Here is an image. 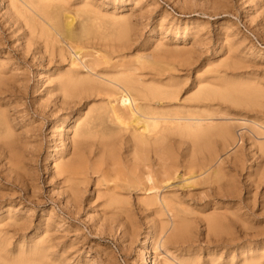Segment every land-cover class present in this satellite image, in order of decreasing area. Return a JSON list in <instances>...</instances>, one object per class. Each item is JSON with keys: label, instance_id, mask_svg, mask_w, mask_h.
<instances>
[{"label": "rangeland", "instance_id": "obj_1", "mask_svg": "<svg viewBox=\"0 0 264 264\" xmlns=\"http://www.w3.org/2000/svg\"><path fill=\"white\" fill-rule=\"evenodd\" d=\"M45 1L39 0L37 3L36 0H0V67H2V72L0 69V156L3 155V158H5L2 160V157H0L2 161H0V247L2 248H0V253H2L0 254V264H144L142 255H144L143 250L145 247L147 251L149 250L146 252L149 259L147 264H170L171 262L172 264H184V262L185 264H209L212 261H214L212 264H242V260H244V264H248V262L264 264V147L260 146V144L264 143V0ZM66 8L70 9L71 13ZM62 10L64 11L62 12ZM65 10L68 14H72L71 16L75 20L77 19L79 22L82 20L83 25L86 23L84 28L82 25L84 30H80H83V34L80 33L82 34L80 39L67 40L55 31V23L52 21H56L57 18H62L67 14ZM57 12L61 13L62 16L57 14ZM13 15L15 16L13 17ZM80 16H84V20L83 17L80 20ZM15 17L19 18L20 23L18 18ZM85 17L86 19L90 18L89 20L91 21L86 20ZM23 23L25 26L22 25ZM72 24L76 28V23L73 22ZM25 30L26 33H23ZM80 31H78V34ZM27 33L28 36H24ZM54 34L57 35L55 36ZM31 35L33 36L31 37ZM29 36L32 39L34 37V39L32 40ZM41 37L43 38L42 40ZM85 40L86 42H84ZM30 41L33 42L31 43ZM60 41L62 45L57 43ZM100 41L101 43H99ZM97 42L98 45L95 44ZM64 44L69 45L65 46ZM38 45L39 47H37ZM72 46L73 48L71 49ZM76 46L82 48L85 46L83 49L85 51L89 50L88 54L90 56L86 54L87 51L84 55V51L81 52L83 56L79 54L80 58L78 57L77 59L78 54L76 55L74 52ZM68 48L70 49L69 54ZM94 49L95 53L98 50L102 52H98V55H96ZM101 49L105 51V54L108 53V59L104 60L107 55L103 56L104 51ZM61 53L63 54L61 55ZM53 54L54 56H52ZM48 55L50 58H48ZM86 55L87 57H84ZM101 56H103V59ZM109 56L112 58L111 60ZM68 57H70V60H68ZM92 57H94L93 62ZM85 58H87L88 62L91 61L89 63L86 61L87 65L89 64L88 66L91 67L95 66V63H98L96 67L101 64V62H97V58L101 59H98V61H103L98 68L95 67L96 69H94L93 67L94 71L103 72L101 66L104 65L103 67H105L106 65L107 68H103L105 69V74L113 75L120 72L119 69L122 68L121 71L125 69L122 72L131 74L135 80H140H137L139 84L161 91L162 97H154L147 101V105L155 111L157 116L165 117L164 120L158 121L156 128L158 129L163 125L173 127L165 133L162 147L159 150L160 159H158L157 155L150 153L147 160L149 164L148 170H150L152 176L154 175L153 179L155 180L153 182L158 191L161 189L159 193L157 189L150 191L142 189L147 171H138L136 169L132 173L134 166L133 160H130L132 158V150L130 151L126 148L125 143H121L118 140L110 142L109 135L114 132V124L106 120L99 122L98 119H94V116L103 114V109L107 102L105 99L111 100L112 104L115 103L112 96L109 98L104 95L88 97L81 91L79 86L73 84L75 80L85 77L87 74L86 68L83 66ZM79 59L84 62L81 61L82 63H79ZM119 59V64H115V61H119ZM113 60H115L114 63L112 62ZM72 62L74 63L72 64ZM141 62H143V67L139 66ZM122 63H127L125 68H123L124 64ZM114 65L119 66L115 67ZM127 65L131 69L130 67L126 68ZM160 65L165 70L161 69ZM136 66L140 69L142 68L141 71ZM112 68H115V70ZM135 68L139 71L135 70ZM57 69L60 72L57 73ZM133 69L135 70L134 72ZM109 71H111V74ZM136 71L138 72L136 73ZM5 72H8L7 75ZM53 72L56 74H53ZM159 72L161 73L157 75ZM139 73L145 74L146 77L150 73H155L156 75L153 76L151 74L152 80H148L151 78H145V75L142 76ZM167 73L172 75L173 79H171V76L168 77ZM11 77H13V81L10 79ZM154 80L158 82L157 85L155 84L157 82H152ZM4 82L6 83L5 85L3 84ZM45 89L48 91L47 94H45ZM112 91L115 92L114 89ZM212 94L214 95L212 96ZM59 96L63 97L64 100L59 99ZM40 97L41 99H38ZM71 98L72 100H70ZM90 101L94 102L90 103ZM59 102L62 104L60 105ZM75 102L77 104H74ZM168 102L172 103L169 104ZM182 102H186V105H183ZM196 103V106L192 105ZM215 103L216 105H214ZM118 106L122 107L119 103ZM212 107L216 109L214 110ZM218 108L220 110H217ZM78 111H81V113ZM216 111L220 112L217 114ZM173 116L182 118L185 116L207 117L211 120L212 126L205 127L202 131L180 125L175 126ZM229 116H231V119ZM257 122L259 125L262 122L263 125L259 126ZM26 129H29V131ZM124 132L122 131L118 136L120 135L125 137V140H129L131 131L127 130V132ZM231 132H233V135ZM236 133L239 134L237 135ZM240 134L242 138H240L241 136L238 137ZM18 135H22L20 139ZM71 137H73L72 141ZM181 137L185 138V140L181 139ZM187 138H190V140H186ZM102 140L103 142H100ZM12 141L16 142L12 143ZM25 142L28 144L27 146ZM235 143L236 145H232ZM68 146L69 149H67ZM13 149L15 150L12 152ZM58 149L59 151H57ZM21 150H23V155ZM30 151L33 156L30 155ZM7 153L10 158L7 157ZM4 155H7V158ZM18 156H20V159ZM91 156L92 158H90ZM6 159L19 162L15 164L11 161L8 162ZM54 160H56L55 164ZM6 161L9 164L7 168ZM20 161H23L25 166ZM58 162H60L59 164L61 162H72L77 169L75 171L79 172L81 170L85 178L81 172L76 174L81 175L82 178L80 176V178L77 177L76 174L70 180L65 178L64 174L56 172L55 166ZM94 162L100 164L99 170L107 165L106 170H109L107 171L109 175L102 168L103 172L97 171L93 173ZM112 162L120 164L116 166H121L122 170L120 171L119 169L121 168L113 167ZM185 165H188L186 169ZM197 166L199 168H195ZM10 167H13V171L11 170L12 168L9 169ZM163 168H165L166 172H164L168 175L169 180L165 173H162ZM188 168L193 169L194 171H192L194 173L197 172L195 174L198 175H195V177L191 170H187ZM145 169L147 170V168ZM159 169H162V171ZM196 169H199L200 172L202 170L203 173H198ZM203 170L208 171V173ZM126 171L129 173H126ZM187 171L189 173L191 171L193 174H188ZM214 171L215 173H213ZM20 172L22 173L20 174ZM98 172L100 175L104 174L105 178L108 176V179L106 178L105 180L102 176L101 178L104 181L102 179L98 180L100 179ZM115 172H118L119 176ZM167 172H169L170 176ZM114 173L118 178L122 177V179L126 176L131 177L127 181L128 184L124 183V181V184L122 181L119 183L118 178L116 180L114 179L115 176H112ZM122 173L123 175L121 176ZM139 173L144 177L142 181L139 178L141 177ZM199 174H201V178L198 177L200 176ZM13 175H16V177L14 176L15 178H13ZM110 175L112 177H109ZM156 175L158 176L156 177ZM202 175H204L203 178ZM135 176H138V180L134 179ZM193 176L194 178L192 179ZM94 177L98 178L95 179ZM165 178L168 180L167 183H165ZM112 179L113 183L111 185L113 187L114 183L117 182V188H114V191L120 189L115 192L116 194L111 193L113 187L109 183L110 180L112 182ZM161 179H164L163 182L159 181ZM86 181L88 183H85ZM96 181L97 183L99 182L98 185ZM189 181L191 182L190 185ZM73 182L79 183L74 186L75 183ZM106 182H108V185ZM130 182H132L131 187L134 189L130 187ZM135 182L138 185L142 183L136 186ZM68 183L73 187L67 186L66 184ZM156 183L159 184L157 185ZM94 184L96 186H93ZM78 185L79 187H77ZM69 190L72 191L70 192ZM146 192H148L147 195H152L155 192L156 194L158 193V197L165 196L172 199L173 203L175 201L173 208L175 214L167 210L166 212L165 209L159 211L155 205L144 204L142 201L145 199H142ZM73 194H76V196ZM99 194L101 196H98ZM124 194L126 195L125 198ZM167 194L170 196H167ZM1 195L5 198H2ZM114 195L121 200L118 204L119 209L115 208L116 204H110V196L113 197ZM118 195L119 197H117ZM176 195L177 198H175ZM73 198L77 201L80 198L79 204ZM178 198L180 200H177ZM96 203H100L102 206ZM111 207L114 209L110 210L112 209ZM148 207L152 209L148 210ZM225 209H229L228 212ZM108 211L110 212L108 213ZM234 211L237 212V215L239 214L242 220L238 218L239 216H235ZM103 212L105 215H103ZM168 212L169 215L167 214ZM206 212L208 214L211 212V214L207 215ZM132 213H135L134 215L136 216H132ZM150 213L151 215H148ZM212 214L214 215L212 216ZM222 214L227 219L222 218ZM243 214L248 221L250 220L249 223L243 219ZM156 215L160 216L157 217ZM170 215L175 217H170ZM215 216L216 218L222 216L221 220L219 219L221 222L218 218L215 219ZM160 217H164V219ZM176 218H180L178 219L180 223ZM172 219L173 221L176 220V222L174 221L176 225L173 221V224L170 223ZM117 220L121 225L117 223ZM211 220H216L215 223L219 224L220 222L221 225L223 222L224 225L225 222L229 224L230 220L232 224L230 223L229 225L234 229L235 232L232 229L234 235L231 234L230 229H226L231 226L223 225L226 228L222 229L221 226L216 225L213 228L210 223ZM158 221L161 225L155 224ZM238 221H240V224ZM181 223L186 227L185 230ZM19 224L22 225L20 226ZM253 224H257L258 227L255 228ZM23 226L24 228H21ZM235 226L237 228H234ZM215 228H218V231ZM188 229H191V232H188ZM175 230L181 234L176 239H173L171 234ZM212 232L213 234H211ZM241 233L243 234L241 235ZM259 234L262 235L260 236ZM234 237L235 239H233ZM162 244L165 245L163 246ZM248 248H250V251ZM256 256H259V258ZM160 258H167L168 261ZM179 258L186 261H181ZM253 258L255 259L253 260ZM190 259H193V261ZM187 260H190V262H187Z\"/></svg>", "mask_w": 264, "mask_h": 264}, {"label": "bare ground", "instance_id": "obj_2", "mask_svg": "<svg viewBox=\"0 0 264 264\" xmlns=\"http://www.w3.org/2000/svg\"><path fill=\"white\" fill-rule=\"evenodd\" d=\"M13 1V0H12ZM37 1H39V0H36V2ZM47 1V0H46ZM45 1V2H46ZM51 1V0H50ZM9 2V1H8ZM7 2V3H8ZM17 2V1H16ZM86 2H88V1H86ZM38 3V2H37ZM34 4H35V2H34ZM84 4H85V2H84ZM89 4V3H88ZM87 4V5H88ZM8 5V4H7ZM45 6V5H44ZM83 6V5H82ZM10 7V6H9ZM45 7H47V6H45ZM87 7V6H86ZM43 8V7H42ZM45 9V8H44ZM57 9V8H56ZM58 9H60V8H58ZM64 9V8H63ZM67 10H70V9H68V8H66ZM61 10V9H60ZM54 12H55V10H53ZM58 11V10H57ZM64 10H62V12H63ZM75 11V10H74ZM79 11V10H78ZM14 12V11H13ZM52 12V11H51ZM53 12V13H54ZM59 12H61V11H59ZM65 12L67 13V11L65 10ZM73 12V11H72ZM70 13H71V10H70ZM77 14H78V12H76ZM12 14H14V13H12ZM11 14V15H12ZM24 14V13H23ZM33 14V13H32ZM36 14V13H35ZM49 14H51V13H49ZM55 15H56V13H54ZM57 14H59L58 12H57ZM73 14H74V12H73ZM15 15H16V13H15ZM15 15H13V17L15 16ZM54 15V17H56ZM60 16H62L61 15V13L59 14ZM72 15V14H71ZM70 14H65L62 18L60 17V18H57V20L56 21H52L53 23H55V27H54V29H55V31L57 32V34H60V35H62L63 36V38H65V39H67V40H77V38H79L80 39V35H82L83 33H82V31L84 30L83 28H84V26L86 25V23H85V25H83L82 24V20H81V18L83 17V20H84V16H80L79 18H80V22L76 19H74V17L73 16H71ZM81 15V14H80ZM83 15V14H82ZM52 16H53V14H52ZM51 16V17H52ZM76 16V15H75ZM79 16V15H78ZM47 17H48V15H47ZM59 17V16H58ZM87 17V16H86ZM86 17H85V19H86ZM15 18H18V17H15ZM76 18V17H75ZM22 19V18H21ZM24 19V18H23ZM53 20H54V18H52ZM75 21H74V20ZM90 19V18H89ZM88 18L86 19V20H88V21H91V20H89ZM41 20V19H40ZM42 20H44V19H42ZM18 21H19V23H20V20H19V18H18ZM45 21V20H44ZM50 21H51V19H50ZM78 21V22H77ZM26 22V21H25ZM73 22H75L76 23V28L75 27H73V26H75V25H73L72 23ZM93 22V21H92ZM18 23V24H19ZM22 23V22H21ZM52 23V24H53ZM78 23V24H77ZM27 24V23H26ZM22 25H24L25 26V24L23 23ZM43 25V24H42ZM82 25H83V28H82ZM88 25V24H87ZM114 25V24H113ZM19 26H21V25H19ZM37 26V25H36ZM97 26V25H96ZM50 27V26H49ZM100 27V26H99ZM51 28H53V27H51ZM18 29V28H17ZM35 29V28H34ZM53 29V30H54ZM78 29V30H77ZM81 29H83L82 31H80ZM38 30V29H37ZM41 30V29H40ZM51 31V30H50ZM78 31H80L79 32V34H78ZM120 31V30H119ZM118 31V32H119ZM121 31H123V30H121ZM23 33H26V30L23 32ZM80 33H82V34H80ZM36 34H38V33H36ZM40 34V33H39ZM57 34H54L55 36L57 35ZM49 35V34H48ZM24 36H28V33H27V35H24ZM23 36V37H24ZM33 35H31V37H32ZM51 36H52V34H51ZM54 36V37H55ZM79 36V37H78ZM97 36V35H96ZM122 36V35H121ZM30 37V36H29ZM30 37V38H31ZM36 37V36H35ZM45 37V36H44ZM83 37H84V35H83ZM89 37V36H88ZM93 37V36H92ZM105 37V36H104ZM24 38H26V37H24ZM51 38V37H50ZM61 38V37H60ZM81 38H82V36H81ZM29 39V38H28ZM32 39V38H31ZM33 39H34V37H33ZM32 39V40H33ZM43 38L41 37V40H42ZM55 39H56V37H55ZM90 40H91V38H89ZM88 39V40H89ZM104 39V38H103ZM30 40V39H29ZM39 40V39H38ZM57 40V39H56ZM89 40V41H90ZM94 40V39H93ZM92 40V41H93ZM97 40V39H96ZM37 41V40H36ZM51 41V40H50ZM64 41V40H63ZM62 41V42H63ZM26 42V41H25ZM31 43L33 42V41H30ZM82 42V41H81ZM84 42H86V40L84 41ZM83 42V43H84ZM91 42V41H90ZM30 43V44H31ZM36 43V42H35ZM39 43V42H38ZM41 43V42H40ZM58 44H61V41L60 42H57ZM89 43V42H88ZM87 43V44H88ZM99 43H101V41L99 42ZM29 44V45H30ZM37 44V43H36ZM43 44V43H42ZM42 44H40V45H42ZM49 44V43H48ZM51 44V43H50ZM95 44H97L98 45V42L97 43H95ZM45 45V44H44ZM62 45V44H61ZM65 46H67V45H69V44H64ZM74 45H75V43H74ZM73 45V46H74ZM76 45H78V44H76ZM92 45H93V42H92ZM58 46V45H57ZM64 46V47H65ZM73 46L71 47V49L73 48ZM80 46H83V45H80ZM80 46H76L75 47V53H76V55L78 54V56H77V59H78V57H79V54L80 55H82L83 56V54L81 53V52H84L85 51V49H83L82 47H80ZM91 46V45H90ZM94 46V45H93ZM101 46V45H100ZM106 46V45H105ZM109 46V45H108ZM112 46H113V44H112ZM112 46H110V47H112ZM37 47H39V45L37 46ZM41 47V46H40ZM49 47H50V45H49ZM69 47V46H68ZM92 47V46H91ZM95 47H97V46H95ZM115 47H116V45H115ZM93 48V47H92ZM92 48H89V49H92ZM109 48V47H108ZM113 48V47H112ZM50 49H51V47H50ZM61 49V48H60ZM60 49H59V51H60ZM88 49V48H87ZM100 49V48H99ZM69 48H68V54H69ZM96 50H98V49H96ZM101 50H103V49H101ZM40 51V50H39ZM43 51V50H42ZM87 51V50H86ZM86 51L84 52V55H85V53H86ZM104 51V50H103ZM44 52V51H43ZM88 52H89V50L87 51V55L88 56H90V54H88ZM96 51H95V49H94V53H95ZM98 52H102V51H99L98 50ZM97 52V53H98ZM111 52V51H110ZM41 54H43L42 52H40ZM45 53V52H44ZM73 53V52H72ZM91 53H93V52H91ZM97 53H95L96 55H98ZM40 54V55H41ZM59 54V53H58ZM63 53H61V55H62ZM108 53H106L105 54V51H104V53H103V56L104 55H107ZM60 55V54H59ZM76 55H75V57H76ZM87 55L86 56H84V57H87ZM44 56V55H43ZM49 56V55H48ZM52 56H54V54L52 55ZM69 56V55H68ZM81 56V57H82ZM92 56V55H91ZM103 56H101V58L103 57ZM106 57V56H105ZM104 57V60H106V59H108V55H107V58H105ZM110 57V56H109ZM113 57V56H112ZM1 58V57H0ZM48 58H50V56L48 57ZM61 58V57H60ZM80 58V57H79ZM93 58L94 57H92V62H93ZM170 58V57H169ZM75 59V58H74ZM82 59V58H81ZM87 58H85V63H86V60ZM89 59V58H88ZM90 59H91V57H90ZM98 59L99 60H101L100 58H97V62H101V64L103 63V61H98ZM103 59V58H102ZM112 58L110 57V60H111ZM3 60V59H2ZM49 60V59H48ZM68 60H70V57H68ZM60 61V60H59ZM76 61V60H75ZM79 61H80V59H79ZM79 61H76V62H79ZM82 61V60H81ZM79 62V63H82V62H84V61H82V62ZM114 61L115 60H113L112 62L114 63ZM149 61V60H148ZM152 61H154V60H152ZM88 62V61H87ZM89 62H91V61H89ZM88 62V63H89ZM96 62V61H95ZM118 62H120V59H119V61H115V64H119ZM122 62V61H121ZM150 62V61H149ZM167 62V61H166ZM74 62H72V64H73ZM83 64V66L86 68V72H87V74L85 75V77H82V78H78L77 80H75L74 82H73V84L74 85H76V86H79V88L81 89V91H83L84 93H85V95L86 96H92L93 95V97L95 96V97H99V96H102V95H104V96H107L108 98L109 97H111L112 96V98H113V100H114V102L116 103L117 102V104H112L111 103V100H109V99H105V101H107L106 102V106H105V108L103 109V114L101 115V116H94V119H98L99 120V122H102V120H106V121H109V122H111L112 124H114V132H112V133H110V135H109V140H110V142L111 141H120L121 143H125V145H126V148H128L130 151L132 150V158L130 159V160H133V164H134V166H133V171H132V173H134L135 171H136V169L139 171V170H143V171H147L146 172V176H145V173H143V171H142V173L144 174V176L146 177V179H145V182H144V184H142L141 186L143 187L142 189H144V191H150V190H152V189H157V191H158V188L155 186V183L153 182L155 179H153V176H152V173L150 172V170H148V167H149V164H148V162H147V160H148V157H149V154L151 153H153V155H157L158 156V159H160V152H159V150L161 149V147H162V144H163V140H164V137H165V133L166 132H168V131H170L171 130V128H173V127H169V126H167V125H163V126H161V127H159L158 129L156 128L157 127V125H158V121L160 122V120H164L165 119V117H159V116H157L156 115V113H155V111L154 110H152L148 105H147V101H150L152 98H154V97H162V93H161V91H158L157 89H154V88H151V87H147V86H143V85H141V84H139L138 82H137V80H135L133 77H132V75L131 74H128V73H124V72H122V71H124V70H122L121 71V69H119L120 70V72H117V73H115V74H113V75H107V74H105V72H104V70L105 69H103V68H105L106 67V65H105V67H103V66H101L100 68L103 70V72H100V71H94L93 70V67H94V69H96V68H98L99 66H97L96 67V65H98V63L96 64L95 63V66H93V67H91V66H88L87 65V63L86 64ZM109 63V62H108ZM107 63V64H108ZM132 63V62H131ZM148 63V62H147ZM156 63V62H155ZM0 64H1V62H0ZM5 64V63H4ZM77 64V63H76ZM75 64V65H76ZM106 64V63H105ZM110 64H111V61H110ZM110 64H108V65H110ZM122 64H124V66H123V68H125V66H126V64L127 63H122ZM121 64V65H122ZM140 64V63H139ZM152 64H154V63H152ZM6 65V64H5ZM67 65H69V64H67ZM75 65H74V67H75ZM77 65H79V64H77ZM82 65V64H81ZM91 65H94V64H91ZM113 65V64H112ZM129 65V64H128ZM128 65H127V67L126 68H129L128 67ZM131 65V64H130ZM143 65V62H141V64L139 65V66H141V67H143L142 66ZM156 65H157V63H156ZM164 65V64H163ZM73 66V65H72ZM82 66V67H83ZM115 67H117V66H119V65H114ZM134 66V65H133ZM161 66V65H160ZM172 66V65H171ZM6 67V66H5ZM66 67H69V66H66ZM65 67V68H66ZM96 67V68H95ZM109 67H111V65L109 66ZM137 67V66H136ZM152 67H153V65H152ZM162 67V66H161ZM165 67V66H164ZM168 67V66H167ZM13 68V67H12ZM62 68V67H61ZM64 68V67H63ZM84 68V69H85ZM107 68V67H106ZM133 68V67H132ZM138 68V67H137ZM156 68V67H155ZM0 69H1V72H2V67H0ZM76 69V68H75ZM78 69V68H77ZM111 69V68H110ZM113 69V68H112ZM130 69H131V67H130ZM138 69H140V68H138ZM138 69H136L135 68V70H138ZM142 69V68H141ZM141 69H140V71H141ZM161 69H164L163 67L161 68ZM170 69V68H169ZM59 70H61V69H59ZM67 70V69H66ZM68 70H70V69H68ZM82 70V69H81ZM108 70V69H107ZM113 70H115V68L113 69ZM127 70H129V69H127ZM126 70V71H127ZM134 69H133V72L135 71ZM158 70V69H157ZM165 70V69H164ZM171 70V69H170ZM169 70V71H170ZM6 71V70H5ZM9 71H11V70H9ZM8 71V72H9ZM56 71V70H55ZM62 71H64L63 69H62ZM72 71H74V70H72ZM79 71V70H78ZM116 71H118V70H116ZM139 71V70H138ZM138 71H136V73L138 72ZM142 71H144V70H142ZM159 71V70H158ZM161 71V70H160ZM7 72V73H8ZM58 72H60V71H58V69H57V73ZM75 72V71H74ZM85 72V73H86ZM110 72V74H111V71H109ZM112 72H115V71H112ZM132 72V71H131ZM146 72V71H145ZM6 73V72H5ZM5 73H4V75H5ZM7 73H6V75H7ZM9 73H11V72H9ZM144 73V72H143ZM161 72H159V73H157V75L158 74H160ZM3 74V73H2ZM14 74V73H13ZM16 74V73H15ZM53 74H56V73H54L53 72ZM62 74V73H61ZM64 74V73H63ZM67 74V73H66ZM69 74H71V73H69ZM68 74V75H69ZM82 74V73H81ZM139 74H141V73H139ZM147 74V73H146ZM156 75L155 73L153 74V73H150V75ZM162 74H163V72H162ZM168 74V73H167ZM72 75V74H71ZM70 75V76H71ZM74 75V74H73ZM77 75V74H76ZM142 76H144L145 74H141ZM140 75V76H141ZM150 75H148L147 77H150ZM169 76L168 77H170L171 76V79H173L172 78V75H170V74H168ZM9 76V75H8ZM11 76V75H10ZM79 76V75H78ZM77 76V77H78ZM49 77H50V75H49ZM75 77V76H74ZM145 78H147L146 77V75L144 76ZM152 77V76H151ZM150 77V78H151ZM162 77V76H161ZM165 77H166V75H165ZM167 77V78H168ZM9 78V77H8ZM12 78L13 77H11L10 79L12 80ZM47 79H48V77H46ZM76 78V77H75ZM143 78V77H142ZM154 78V77H153ZM15 79V78H14ZM46 79V80H47ZM156 79H158L157 77H156ZM166 79V78H165ZM169 79V78H168ZM9 80V79H8ZM10 80V81H11ZM16 80V79H15ZM73 80V79H72ZM142 80V79H141ZM148 80H152V78L151 79H148ZM167 80V79H166ZM7 81V80H6ZM13 81V80H12ZM138 81H140V80H138ZM143 81H144V78H143ZM142 81V82H143ZM163 81H164V78H163ZM170 81V80H169ZM15 82V81H14ZM152 82H157V81H152ZM161 82V81H160ZM159 82V83H160ZM166 82V81H165ZM198 82H200V81H198ZM203 82V81H202ZM201 82V83H202ZM161 83H163V82H161ZM4 85L6 84L5 82L3 83ZM61 84V83H60ZM59 84V85H60ZM156 85L158 84V82L157 83H155ZM200 84V83H199ZM203 84V83H202ZM7 85H8V83H7ZM10 85V84H9ZM164 85H165V83H164ZM205 85V84H204ZM52 86V85H51ZM62 86V85H61ZM167 86V85H166ZM171 86V85H170ZM249 86V85H248ZM5 87H7V86H5ZM4 87V88H5ZM49 87V86H48ZM50 88V87H49ZM57 88V87H56ZM226 88V87H225ZM48 89V88H47ZM115 90V92H113L112 90ZM5 90V89H4ZM46 90V89H45ZM53 90H54V88H53ZM223 91H225V90H223ZM258 91V90H257ZM47 90H46V92H45V94H47ZM178 92H179V90H178ZM177 92V93H178ZM240 92V91H239ZM65 93V92H64ZM224 93V92H223ZM73 94V93H72ZM81 94V93H80ZM186 95V94H185ZM214 94H212V96H213ZM219 95V94H218ZM226 95V94H225ZM241 95V94H240ZM246 95V94H245ZM253 95V94H252ZM45 96V95H44ZM51 96V95H50ZM78 96H80V95H78ZM221 96H222V94H221ZM236 96V95H235ZM43 97V96H42ZM82 98H84L83 96H81ZM80 97V98H81ZM204 97V96H203ZM238 97V96H237ZM59 99H62V100H64V98L62 97H58ZM66 98V97H65ZM75 98V97H74ZM38 99H41V97L40 98H38ZM56 99V98H55ZM68 99V98H67ZM98 99V98H97ZM48 100V99H47ZM66 100V99H65ZM69 100V99H68ZM67 100V101H68ZM70 100H72V98L70 99ZM77 100V99H76ZM91 100V99H90ZM93 100V99H92ZM102 100V99H101ZM100 100V101H101ZM177 100V99H176ZM246 100V99H245ZM44 101H46V100H44ZM59 101V100H58ZM73 101H74V99H73ZM78 101V100H77ZM96 101H98V100H96ZM103 101V100H102ZM238 101V100H237ZM256 101V100H255ZM257 101H259V100H257ZM38 102V101H37ZM42 102V101H41ZM47 102V101H46ZM66 102V101H65ZM91 102H94V101H90V103ZM104 102V101H103ZM180 102V101H179ZM60 103V102H59ZM73 103V102H72ZM79 103V102H78ZM84 103V102H83ZM118 103L122 106L121 108L118 106ZM169 103V102H168ZM172 103V102H171ZM171 103H169V104H171ZM183 103V102H182ZM181 103V104H182ZM186 102H184L183 103V105L185 104ZM197 103H198V101H197ZM197 103L194 105V104H192L193 106H196L197 105ZM212 103V102H211ZM62 103H60V105H61ZM74 104H77V102H75ZM88 104V103H87ZM86 104V105H87ZM149 104V103H148ZM47 105V104H46ZM63 105H65V104H63ZM68 105V104H67ZM84 105V104H83ZM150 105V104H149ZM164 105H165V103H164ZM167 105V104H166ZM175 105H176V103H175ZM186 105V104H185ZM212 105V104H211ZM214 105H216V103L214 104ZM213 105V106H214ZM59 106V105H58ZM78 106V105H77ZM80 106V105H79ZM89 106V105H88ZM152 106V105H151ZM156 106V105H155ZM188 106V105H187ZM191 106V105H190ZM208 106V105H207ZM209 106H210V104H209ZM220 106V105H219ZM84 107H85V105H84ZM161 107V106H160ZM159 107V108H160ZM200 107V106H199ZM56 108H58L57 106H56ZM168 108V107H167ZM204 108V107H203ZM212 108H214V110L216 109L215 107H212ZM211 108V109H212ZM75 109V108H74ZM206 109H207V107H206ZM209 109H210V107H209ZM56 110V109H55ZM67 110H69V109H67ZM81 110V109H80ZM217 110H220L219 108L217 109ZM3 111H4V109H3ZM41 111V110H40ZM82 111V110H81ZM81 111H78V112H80L81 113ZM200 111V110H199ZM207 111V110H206ZM205 111V112H206ZM226 111V110H225ZM75 112V111H74ZM83 112V111H82ZM217 112V111H216ZM215 112V113H216ZM220 112V111H219ZM219 112H217V114L219 113ZM222 112V111H221ZM5 114V113H4ZM74 114V113H73ZM179 114H181V113H179ZM194 114H195V112H194ZM211 114V113H210ZM214 114V113H213ZM225 114H228V113H225ZM224 114V115H225ZM187 115H189V114H187ZM198 115V114H197ZM204 115V114H203ZM229 115V114H228ZM231 115V114H230ZM194 116V115H193ZM201 116V115H200ZM227 116V115H226ZM76 117V116H75ZM77 117H78V115H77ZM174 117V116H173ZM214 117H216V116H214ZM230 117V119H231V116H229ZM233 117V116H232ZM243 117V116H242ZM241 117V118H242ZM74 118V117H73ZM82 118V117H81ZM172 118V117H171ZM217 118V117H216ZM226 118V117H225ZM240 118V117H239ZM6 119H7V116H6ZM70 119V118H69ZM76 119V118H75ZM78 119V118H77ZM174 120H175V126H178V125H180V126H185V127H187V128H190V129H195V130H199V131H202L203 130V128H205V127H210V126H212V123L210 122L211 120L209 119V118H207V117H197V118H195V117H191V116H189V117H174L173 118ZM222 119V118H221ZM220 119V120H221ZM227 119V118H226ZM182 120V121H181ZM213 121H214V119H212ZM216 120V119H215ZM233 120V119H232ZM238 120V119H237ZM240 120V119H239ZM243 120V119H242ZM9 121V120H8ZM79 121V120H78ZM217 121V120H216ZM226 121V120H225ZM251 121V120H250ZM249 121V122H250ZM253 121V120H252ZM255 121V120H254ZM74 122V121H73ZM245 122H246V120H245ZM252 123V122H251ZM240 124V123H239ZM250 124V123H249ZM257 124H258V122H257ZM256 124V125H257ZM261 124L263 125V123L261 122ZM260 124V125H261ZM237 125V124H236ZM241 125H244V124H241ZM251 125V124H250ZM259 125V124H258ZM259 125V126H260ZM10 126V125H9ZM60 126V125H59ZM73 126V125H72ZM72 126H71V128H72ZM232 126H233V124H232ZM61 127V126H60ZM244 127V126H243ZM12 128V127H11ZM11 128H9V129H11ZM232 128V127H231ZM241 128V127H240ZM239 128V129H240ZM252 128V127H251ZM262 128V127H261ZM261 128H259V129H261ZM13 129H14V127H13ZM244 129V128H243ZM250 129V128H249ZM253 129V128H252ZM8 130V129H7ZM15 130V129H14ZM26 130H28L29 131V129H26ZM72 130V129H71ZM71 130H70V132H71ZM127 130H129V131H131V137L129 138V140L128 139H126L125 140V137H122V136H118V134H121L122 133V131H125V132H127ZM232 130H234V129H232ZM236 130V129H235ZM238 130V129H237ZM246 130H247V128H246ZM12 131V130H11ZM17 131V130H16ZM59 131V130H58ZM62 131V130H61ZM226 131V130H225ZM231 131V130H230ZM256 131V130H255ZM13 132V131H12ZM124 132V133H125ZM235 132H237V131H235ZM29 133V132H28ZM27 133V134H28ZM227 133V132H226ZM230 133V132H229ZM228 133V134H229ZM232 133V135H233V132H231ZM240 133V132H239ZM238 133V134H239ZM250 133V132H249ZM21 134V133H20ZM26 134V133H25ZM128 134V133H127ZM237 134V133H236ZM237 134V135H238ZM252 134V133H251ZM182 135V134H181ZM180 135V136H181ZM219 135H221V134H219ZM236 135V136H237ZM260 135V134H259ZM20 136H22V135H20ZM20 136L18 135V137H19V139H20ZM27 136V135H26ZM169 136H172V135H169ZM180 136H178V137H180ZM224 136V135H223ZM241 136V137H240ZM255 136V135H254ZM13 138H14V136H12ZM173 137H175V136H173ZM238 137H240V138H242V135L240 134ZM5 138V137H4ZM26 138V137H25ZM27 138H28V136H27ZM30 138V137H29ZM97 138V137H96ZM183 137H181V139H182ZM218 138V137H217ZM233 138V137H232ZM239 138V139H240ZM259 138V137H258ZM261 138H262V136H261ZM260 138V139H261ZM18 139V140H19ZM60 139V138H59ZM95 139V138H94ZM168 139V138H167ZM180 139V138H179ZM231 139V138H230ZM238 139V140H239ZM61 140V139H60ZM60 140H58V141H60ZM73 140V137H71V141ZM87 140V139H86ZM107 140V139H106ZM170 140V139H169ZM178 140V139H177ZM183 140H185V138H183ZM186 140H190V138H187ZM224 140V139H223ZM235 140V139H234ZM254 140V139H253ZM262 140V139H261ZM20 141V140H19ZM27 141H29V140H27ZM62 141V140H61ZM75 141H77V140H75ZM79 141V140H78ZM95 141H96V139H95ZM108 141V140H107ZM220 141V140H219ZM227 141V140H226ZM1 142V141H0ZM2 142H3V140H2ZM5 142H7V141H5ZM10 143H11V141H9ZM14 142H16V141H14ZM13 141H12V143H14ZM21 142H24V141H21ZM70 142V141H69ZM80 142V141H79ZM82 142H83V140H82ZM100 142H103V140L102 141H100ZM106 142V141H105ZM109 142V141H108ZM215 142V141H214ZM239 142V141H238ZM242 142V141H241ZM254 142V141H253ZM28 143V142H27ZM75 143V142H74ZM3 144V143H2ZM6 144V143H5ZM85 144V143H84ZM100 144H102V143H100ZM104 144H106V143H104ZM212 144V143H211ZM226 144V143H225ZM1 145V144H0ZM4 145V144H3ZM25 145L27 146L28 144H26V142H25ZM97 145L99 146V144L97 143ZM122 145V144H121ZM232 145H236V143L235 144H232ZM13 146V145H12ZM25 146V147H26ZM57 146H59V145H57ZM60 146H61V144H60ZM66 146V145H65ZM179 146V145H178ZM240 146V145H239ZM260 146L261 147H264V143H262V144H260ZM233 147V146H232ZM238 147V146H237ZM9 148V147H8ZM168 148V147H167ZM171 148V147H170ZM205 148V147H204ZM214 148V147H213ZM212 148V149H213ZM15 149H16V147H15ZM15 149H13L12 150V152L15 150ZM22 149H24V148H22ZM67 149H69V146L67 147ZM88 149V148H87ZM123 149V148H122ZM172 149V148H171ZM208 149V148H207ZM25 150H27L26 148H25ZM94 150V149H93ZM124 150H126V149H124ZM173 150V149H172ZM17 151V150H16ZM15 151V153H17ZM23 150H21V152H22ZM33 151H35L34 149H33ZM57 151H59V149L57 150ZM97 151V150H96ZM173 151H175V150H173ZM224 151V150H223ZM8 152V151H7ZM11 152V151H10ZM19 152V151H18ZM28 152V151H27ZM72 152H74V151H72ZM99 152V151H98ZM127 152H128V150H127ZM126 152V153H127ZM213 152V151H212ZM258 152V151H257ZM29 153H31V151L29 152ZM62 153V152H61ZM80 153V152H79ZM106 153V152H105ZM120 153V152H119ZM118 153V154H119ZM175 153H177V152H175ZM194 153V152H193ZM204 153V152H203ZM206 153H207V151H206ZM5 154V153H4ZM8 154V153H7ZM14 154V153H13ZM22 155L24 154L23 152L21 153ZM26 154H28V153H26ZM25 154V155H26ZM34 154V153H33ZM86 154V153H85ZM111 154V153H110ZM122 154V153H121ZM185 154V153H184ZM187 154V153H186ZM200 154H202V153H200ZM211 154V153H210ZM210 154H209V157H210ZM218 154V153H217ZM15 155V154H14ZM31 156H33L32 155V153L30 154ZM60 155V154H59ZM67 155V154H66ZM66 155H65V157H66ZM76 155V154H75ZM91 155V154H90ZM189 155V154H188ZM205 155V154H204ZM203 155V156H204ZM207 155V154H206ZM5 156V155H4ZM7 156V155H6ZM5 156V157H6ZM21 156V155H20ZM20 156H18L19 157V159H20ZM28 156H29V154H28ZM63 156H64V154H63ZM83 156H85V155H83ZM93 156V155H92ZM92 156L90 157V158H92ZM103 156V155H102ZM127 156V155H126ZM151 156V155H150ZM187 156V155H186ZM196 156V155H195ZM194 156V157H195ZM202 156V155H201ZM208 156V155H207ZM216 156V155H215ZM0 157H2V160H4L5 158H3V155L2 156H0ZM7 157H9V154H8V156ZM6 157V158H7ZM17 157V158H18ZM60 157V156H59ZM58 157V158H59ZM74 157V156H73ZM72 157V158H73ZM86 157V156H85ZM94 157V156H93ZM97 157V156H96ZM168 157V156H167ZM205 157V156H204ZM10 158V157H9ZM62 158V157H61ZM87 158V157H86ZM1 159V158H0ZM18 159V160H19ZM21 159H23V158H21ZM56 159V158H55ZM83 159H84V157H83ZM121 159H123V158H121ZM151 159V158H150ZM190 159V158H189ZM6 160H8V159H6ZM16 160V159H15ZM62 160V159H61ZM85 160V159H84ZM1 161V160H0ZM13 162L12 160H8V162ZM55 161L56 160H54V164H55ZM83 161V160H82ZM82 161H80V162H82ZM116 161V160H115ZM114 161V162H115ZM2 162V161H1ZM17 162V161H16ZM16 162H13V163H15L16 164ZM19 162V161H18ZM17 162V163H18ZM21 162V161H20ZM107 162V161H106ZM105 162V163H106ZM117 162V161H116ZM217 162V161H216ZM7 163V161L5 162V164ZM22 164L24 163L23 161L21 162ZM60 162H58V164L55 166L56 167V172L58 171L59 173H61V174H64V177L65 178H67V179H71V178H74V175L76 174V173H82V171L80 170L79 172H76L75 171V167H74V165H73V163L72 162H69V163H63V162H61V164H59ZM75 164H76V162H74ZM86 163V162H85ZM84 163V164H85ZM104 163V164H105ZM120 163H122V162H120ZM125 163H126V161H125ZM176 163V162H175ZM221 163V162H220ZM260 163H262V162H260ZM4 164V165H5ZM8 164V163H7ZM7 164H6V168L7 167H9V164H8V166H7ZM12 164V163H11ZM25 164V163H24ZM23 164V165H24ZM54 164H53V166H54ZM82 164H83V162H82ZM108 165H109V163H107ZM111 164V163H110ZM112 164H113V167H117L116 165H120V164H114L113 162H112ZM169 164V163H168ZM178 164V163H177ZM99 163L98 162H94L93 163V167H92V169H93V173H96L97 171H99V172H103L102 170H106V167H107V165H106V167H104V168H102V170H101V168H100V170H99ZM115 165V166H114ZM122 165V164H121ZM126 165H129V164H126ZM157 165V164H156ZM189 165V164H188ZM188 165H185L186 167H185V169L188 167ZM212 165V164H211ZM12 166V165H11ZM25 166V165H24ZM104 166V165H103ZM112 166V165H111ZM184 166V165H183ZM198 166H199V164H198ZM195 167V168H199V167ZM259 166V165H258ZM21 167H22V165H21ZM54 167V168H55ZM88 167V166H87ZM221 167V166H220ZM12 168V169H11ZM23 168V167H22ZM89 168V167H88ZM117 168H121V166L120 167H117ZM145 168H147V170L145 169ZM169 168V167H168ZM193 168V167H192ZM201 168V167H200ZM205 168V167H204ZM206 168H207V166H206ZM210 168V167H209ZM9 169H11L12 171H13V167H10ZM92 169H90V170H92ZM113 169V168H112ZM112 169H110V170H112ZM124 169V168H123ZM127 169V168H126ZM125 169V170H126ZM135 169V170H134ZM165 168H163V174L166 172V170H164ZM172 169V168H171ZM185 169H184V171H185ZM194 169V168H193ZM193 169H187V170H193ZM258 169V168H257ZM260 169V168H259ZM262 169V168H261ZM22 170V169H21ZM53 170H55V169H53ZM77 170V169H76ZM120 171L122 170V168L121 169H119ZM119 170H118V172H119ZM128 170V169H127ZM130 170H131V168H130ZM152 170V169H151ZM159 170H161L162 171V169H159ZM177 170V169H176ZM176 170H175V172H176ZM195 170V169H194ZM193 170V171H194ZM196 170H198V173H201L202 172V170H201V172H200V170L199 169H196ZM209 170V169H208ZM7 171H9L8 169H7ZM11 171V172H12ZM15 171V170H14ZM107 171H109V170H106V172ZM158 171V170H157ZM165 171V172H164ZM190 171V173H192ZM204 171V170H203ZM220 171H221V168H220ZM16 172H17V170H16ZM55 172V171H54ZM99 172L97 173V174H99ZM114 172V171H113ZM117 172V173H118ZM125 172V171H124ZM123 172V173H124ZM174 172V171H173ZM204 172H207L208 173V171H204ZM210 172V171H209ZM222 172H223V170H222ZM19 173V172H18ZM22 172H20V174H21ZM59 173H57V174H59ZM90 173H92V172H90ZM116 173V172H115ZM115 173L114 174H112V176H115L114 177V179H116V178H118L116 175H115ZM116 173V174H117ZM120 173V172H119ZM119 173H118V176H119ZM123 173L121 174V176L123 175ZM126 173H129V172H127L126 171ZM131 173V174H132ZM160 173V172H159ZM187 173L188 174H190L188 171H187ZM187 173H185V175H187ZM194 173V172H193ZM192 173V174H193ZM195 173H197V172H195ZM194 173V176L195 175H198V174H195ZM203 173V172H202ZM213 173H215V171L213 172ZM220 173V172H219ZM224 173V172H223ZM83 174V176H84V173H82ZM96 174V175H97ZM101 174H103V173H101ZM140 174V173H139ZM161 174V173H160ZM167 174H169V172H167ZM173 174V173H172ZM184 174V173H183ZM263 174V173H262ZM10 175V174H9ZM77 175V177H81L82 178V176L81 175H78V174H76ZM86 175H87V173H86ZM104 175V174H103ZM103 175H100L99 174V178L100 179H98V180H101L102 178V176ZM107 175H109V173L107 172ZM130 175V174H129ZM134 175H136V174H134ZM141 175V177H139L140 179H141V181H142V179L144 178V177H142V174H140ZM165 175H166V173H165ZM200 176H198L199 178H201V174H199ZM205 175V174H204ZM204 175H202V178H203V176ZM208 175V174H207ZM215 175V174H214ZM16 177V175H13V178H15ZM57 176V175H56ZM60 176H62V175H60ZM93 176V175H92ZM111 175L109 176V177H112ZM125 176V175H124ZM139 176V175H138ZM138 176L136 177L135 176V178L134 179H136V180H138ZM158 175H156V177H157ZM167 176V178H168V175H166ZM169 176H170V174H169ZM190 176V175H189ZM194 176L192 177V179L194 178ZM213 176V175H212ZM212 176H210V177H212ZM225 176V175H224ZM51 177V176H50ZM79 177V178H80ZM90 177V176H89ZM108 177V176H107ZM106 177V178H107ZM196 177V176H195ZM5 178V177H4ZM8 178H9V176H8ZM58 178H59V176H58ZM61 178V177H60ZM84 178H85V176H84ZM87 178V177H86ZM95 178V177H94ZM98 178V177H97ZM97 178H95V179H97ZM103 178L106 180V178L103 176ZM129 178H131V177H129V176H126L125 178H123L122 179V177H120V178H118V182L119 183H121L120 181H122V183H123V181H124V183L126 182L127 183V181L129 180ZM161 178V177H160ZM207 178V177H206ZM7 179V178H6ZM63 179V178H62ZM61 179V180H62ZM92 179V178H91ZM104 179H102V181H104ZM108 179V178H107ZM120 179H122V180H120ZM134 179H133V181H134ZM211 179V178H210ZM61 180H60V182H61ZM65 180V179H64ZM68 180V181H69ZM73 180V179H72ZM75 180V179H74ZM76 180H78V179H76ZM79 180H82V179H79ZM87 180V179H86ZM117 180V179H116ZM131 181H132V179H130ZM164 180V179H163ZM163 180L161 179V180H159V181H161V182H163ZM165 180H166V178H165ZM168 180H169V178H168ZM168 180H166V182L165 183H167V181ZM191 180V179H190ZM214 181H215V179H214ZM13 182H15V181H13ZM62 182H63V180H62ZM67 182V181H66ZM93 182H94V180H93ZM108 182H109V180H108ZM108 182H106V184L108 183ZM157 182V181H156ZM199 182H200V180H199ZM202 182V181H201ZM211 182V181H210ZM16 183V182H15ZM73 183H75V185L74 186H76L79 182H77V184H76V182H73ZM85 183H88L87 181L85 182ZM84 183V184H85ZM99 183V182H98ZM98 183H97V181H96V184L98 185ZM111 183H113V179H112V182H111V180H110V183H109V185L110 186H112L111 185ZM118 183V184H119ZM123 183V184H124ZM131 183L132 182H130L129 184H130V187H131ZM136 183V182H135ZM142 183V182H141ZM140 183V184H141ZM154 183V184H153ZM190 181H189V185H190ZM61 184H63V183H61ZM69 184V185H68ZM68 184H66L67 186H70V183H68ZM105 184V185H106ZM128 184V183H127ZM126 184V185H127ZM137 185L136 186H139L138 185V183H136ZM157 185L159 184V183H156ZM193 185H194V183H192ZM192 184H191V186H192ZM197 184H199L198 182H197ZM15 185V184H14ZM87 185V184H86ZM108 185V184H107ZM122 185V184H121ZM134 185V184H133ZM166 185V184H165ZM164 185V186H165ZM196 185V184H195ZM93 186H96L95 184L93 185ZM117 186V182L116 183H114V187H113V191H114V188H117L116 187ZM140 186V187H141ZM160 186H162V185H160ZM163 186V187H164ZM63 187H65V185H63ZM70 187H73V186H70ZM77 187H79V185L77 186ZM107 187V186H106ZM111 187V188H112ZM124 187V186H123ZM129 187V188H130ZM159 187V186H158ZM15 188V187H14ZM75 188V187H74ZM95 188V187H94ZM119 188V187H118ZM125 188V187H124ZM128 188V189H129ZM131 188H133V187H131ZM136 188H138V187H136ZM96 189V188H95ZM107 189H108V187H107ZM126 189H127V187H126ZM134 189V188H133ZM74 190V189H73ZM100 190H102V189H100ZM105 190V189H104ZM103 190V191H104ZM109 190V189H108ZM118 190H120V189H118ZM117 189H116V191H118ZM70 191V190H69ZM72 191V190H71ZM70 191V192H71ZM94 191H96V190H94ZM99 191V190H98ZM111 192V190H110V192L111 193H115L116 191H114V192ZM132 191V190H131ZM156 191V190H155ZM159 191H161V189H159ZM159 191H158V193H159ZM74 192V191H73ZM72 192V193H73ZM76 192V191H75ZM80 192H82V191H80ZM97 192V191H96ZM100 192V191H99ZM129 192H130V190H129ZM128 192V193H129ZM141 192V191H140ZM152 192V191H151ZM150 192V193H151ZM168 192V191H167ZM13 193V192H12ZM15 193V192H14ZM72 193H70V194H72ZM83 193V192H82ZM95 193V192H94ZM108 193V192H107ZM118 193V192H117ZM143 193V192H142ZM147 193L148 192H146V195H144V198L142 199V200H144V201H142V202H144V204H146V205H148V204H151V205H155V206H157V208L159 209V211H163V209H165V211L167 210V211H169L170 213L172 212L173 214H175V212H173V208H174V204H175V201H174V203L172 202V199H169L168 197H165V196H162V197H158L157 196V194L154 192L152 195H147ZM164 193H166L165 191H164ZM170 193V192H169ZM97 194V193H96ZM95 194V195H96ZM100 194H101V192H100ZM98 195V196H101V195ZM116 194V193H115ZM118 194H120V193H118ZM125 194H127V193H125ZM123 195L124 196V198L126 197V195ZM171 194V193H170ZM13 195V194H12ZM67 195H68V193H67ZM74 195V194H73ZM73 195H72V197H73ZM121 195V194H120ZM139 195V194H138ZM142 195V196H143ZM160 196H161V194H159ZM4 196V195H3ZM10 196V195H9ZM8 196V197H9ZM69 196V195H68ZM74 196H76V194L74 195ZM167 196H170V195H168L167 194ZM1 197H2V195H1ZM8 197H7V199H8ZM78 197V196H77ZM92 197V196H91ZM109 197V196H108ZM117 197H119V195L117 196ZM173 197V196H172ZM171 197V198H172ZM2 198H5V197H2ZM93 198V197H92ZM120 198H122V196H120ZM128 198V197H127ZM175 198H177V195L175 196ZM65 199H66V197H65ZM74 199V198H73ZM80 199V198H79ZM79 199H78V201L77 200H75V201H77L76 203L77 204H79L78 202H79ZM123 199V198H122ZM148 199V200H147ZM0 200H1V198H0ZM94 200V199H93ZM177 200H180L179 198L177 199ZM6 201V200H5ZM100 201V200H99ZM98 201V202H99ZM121 200L119 199V198H116L115 197V195L113 196V197H111L110 196V204H116L117 206L115 207V208H118L119 209V206H118V204H119V202H120ZM126 201V200H125ZM4 202V201H3ZM8 202V201H7ZM12 202V201H11ZM65 202H66V200H65ZM128 202V201H127ZM187 202V201H186ZM105 203V202H104ZM182 203V202H181ZM184 203V202H183ZM2 204V203H1ZM7 204V203H6ZM74 205H75V203H73ZM76 204V205H77ZM97 204V203H96ZM100 204V203H99ZM99 204H97V205H99ZM177 204V203H176ZM185 204V203H184ZM187 204V203H186ZM10 205V204H9ZM138 205V204H137ZM183 205V204H182ZM189 205V204H188ZM99 206H102V204H100ZM114 206V205H113ZM129 206L131 207V205H130V203H129ZM133 206V205H132ZM178 206V205H177ZM179 206H181V205H179ZM191 206V205H190ZM68 207V206H67ZM94 207V206H93ZM120 207H122L121 205H120ZM141 207V206H140ZM182 207V206H181ZM100 208V207H99ZM112 208V207H111ZM124 208V207H123ZM126 208H128V207H126ZM114 208H112V209H110V210H113ZM150 209H152V208H150ZM149 209V207H148V210H150ZM183 209V208H182ZM190 209V208H189ZM222 209H224V208H222ZM106 210V209H105ZM104 210V211H105ZM116 210V209H115ZM184 210V209H183ZM186 210V209H185ZM211 210V209H210ZM220 210V209H219ZM227 212H228V210L229 209H225ZM225 210H223L224 212H226ZM99 211H101V209H99ZM103 211V210H102ZM130 211V210H129ZM166 211V212H167ZM7 212V211H6ZM107 212V211H106ZM110 211H108V213H109ZM119 212V211H118ZM117 212V213H118ZM122 212V211H121ZM169 212L167 213L168 215H169ZM205 212V211H204ZM211 212H213V211H211ZM211 212L209 213V214H211ZM216 212V211H215ZM235 212V211H234ZM233 212V213H234ZM104 213V212H103ZM102 213V214H103ZM145 213V212H144ZM153 213V212H152ZM158 213V212H157ZM156 213V214H157ZM218 213H220V212H218ZM217 213V214H218ZM237 212H235V216L237 215L236 214ZM101 214V213H100ZM111 214V213H110ZM121 214V213H120ZM127 215H128V213H126ZM135 214V213H134ZM133 213H132V216H136V215H134ZM206 214L207 215H209L207 212H206ZM229 214V213H228ZM7 215V214H6ZM12 215V214H11ZM10 215V216H11ZM103 215H105V213L103 214ZM129 215H130V213H129ZM144 215V214H143ZM148 215H151V213L150 214H148ZM148 215H146V216H148ZM154 215H155V213H154ZM177 215V214H176ZM206 215V216H207ZM214 214H212V216H213ZM216 215V214H215ZM218 215H221V214H218ZM223 215V214H222ZM111 216V215H110ZM124 216H125V214H124ZM157 216V215H156ZM160 216V215H159ZM159 216H157V217H159ZM167 216V215H166ZM174 216V215H173ZM172 215H170V217H173ZM178 216H179V214H178ZM183 216V215H182ZM211 216V217H212ZM217 216V215H216ZM216 216H215V219H217L216 218ZM229 216H233V215H229ZM239 216V214L237 215V217ZM242 216V215H241ZM14 217V216H13ZM153 217V216H152ZM168 217V216H167ZM175 217V216H174ZM222 217V216H221ZM221 217L220 218H218V220L220 219L221 220ZM226 216H224L223 215V217L222 218H225ZM243 219L246 221L247 220V217H245V215L243 214ZM246 219H245V218ZM2 218V217H1ZM6 218V217H5ZM4 218V219H5ZM101 218V217H100ZM121 218H122V216H121ZM124 218V217H123ZM126 218H128V217H126ZM125 218V219H126ZM161 218V217H160ZM160 218H158V219H160ZM188 218V217H187ZM191 218V217H190ZM212 218H214V217H212ZM231 218V217H230ZM239 219H241L240 218V216L238 217ZM3 219V220H4ZM113 219V218H112ZM120 219V218H119ZM134 219V218H133ZM161 219H164V217L163 218H161ZM170 219V218H169ZM177 219V218H176ZM178 219H180V218H178ZM177 219V221L180 223V221ZM195 219V218H194ZM225 219H227V218H225ZM234 219V218H233ZM121 220V219H120ZM119 220V221H120ZM185 220H186V218H185ZM184 220V221H185ZM191 220H193L192 218H191ZM190 220V221H191ZM196 220V219H195ZM194 220V221H195ZM208 220V219H207ZM217 220V221H218ZM219 220V221H220ZM236 220H238V219H236ZM242 220V219H241ZM243 220V221H244ZM16 221V220H15ZM24 221H27V220H24ZM126 221H128L127 219H126ZM165 221V220H164ZM172 221H173V219L171 220V222L170 223H172ZM175 222H176V220H174ZM173 221V222H174ZM193 221V222H194ZM216 221V220H215ZM215 221L214 220H211L210 221V223L212 224V226H213V228L216 226V225H218V226H221L222 227V229L224 228L223 227V223H222V225L220 224V222H219V224H216L215 223ZM248 221V220H247ZM246 221V222H247ZM250 221V220H249ZM249 221H248V223H249ZM110 222V221H109ZM161 222V221H160ZM174 222V223H175ZM192 222V223H193ZM205 222V221H204ZM203 222V223H204ZM208 222V221H207ZM240 221H238V223H239ZM245 222V223H246ZM117 223H119L120 224V222H118V220H117ZM162 223V222H161ZM206 223V222H205ZM229 224L231 223L230 222V220H229V222H228ZM251 223V222H250ZM25 224H27V223H25ZM155 224H159V225H161L160 223H159V221H158V223H155ZM173 224V223H172ZM182 224V223H181ZM188 224H189V222H188ZM191 224V223H190ZM229 224H226V222H225V225H229ZM232 224V223H231ZM240 224V223H239ZM252 224V223H251ZM13 225H14V223H13ZM20 225V224H19ZM22 225V224H21ZM20 225V226H21ZM121 225V224H120ZM168 225H169V222H168ZM171 225V224H170ZM175 225H176V223H175ZM175 225H174V229H175ZM183 225V224H182ZM206 225V224H205ZM224 225V226H225ZM243 225H244V223H243ZM248 225V224H247ZM254 226H255V228L256 227H258L257 226V224L255 225V224H253ZM7 226V225H6ZM25 226V225H24ZM24 226L23 227H21V228H24ZM163 226H164V224H163ZM229 226H231V225H229ZM241 226V225H240ZM119 227V226H118ZM123 227V226H122ZM183 227H184V225H183ZM192 227V226H191ZM207 227H208V225H207ZM237 227H238V225H237ZM236 226L234 227V228H237ZM246 227V226H245ZM264 227V226H263ZM10 228V227H9ZM20 228V229H21ZM167 228V227H166ZM165 228V229H166ZM185 228L186 227H184V230H185ZM226 228V227H225ZM224 228V229H225ZM242 228V227H241ZM252 228V227H251ZM254 228V229H255ZM7 229V228H6ZM5 229V230H6ZM11 229V228H10ZM16 229V228H15ZM158 229H160L159 227H158ZM170 229V228H169ZM216 229V228H215ZM214 229V230H215ZM218 229V228H217ZM216 229V230H217ZM226 229H230V231L232 232V226L229 228H226ZM2 230V229H1ZM19 230V229H18ZM24 230V229H23ZM125 230V229H124ZM173 230V229H172ZM191 230V229H190ZM189 229H188V232H191ZM207 230V229H206ZM213 230V231H214ZM14 231V230H13ZM12 231V232H13ZM180 231V230H179ZM208 231V230H207ZM218 231V230H217ZM229 231V230H228ZM233 231H234V229H233ZM10 232V231H9ZM11 232V233H12ZM166 232V231H165ZM164 232V233H165ZM183 232V231H182ZM186 233H187V231H185ZM221 232H223V231H221ZM220 232V233H221ZM225 232H227L226 230H225ZM230 232V233H231ZM235 232V231H234ZM234 232H232L231 234L232 235H234ZM246 232V231H245ZM257 232V231H256ZM261 232V231H260ZM6 233V232H5ZM169 233V232H168ZM179 232L177 231V230H175V232H172V234H171V237L173 238V239H176L177 237H178V235H180L181 233H179ZM217 233V232H216ZM219 233V232H218ZM17 234V233H16ZM211 234H213V232L211 233ZM223 234V233H222ZM243 233H241V235H242ZM253 234V233H252ZM256 234V233H255ZM12 235H14V234H12ZM11 235V236H12ZM187 235H189L188 233H187ZM218 235V234H217ZM230 235V234H229ZM258 235V234H257ZM256 235V236H257ZM260 235V234H259ZM262 235V234H261ZM260 235V236H261ZM239 236V235H238ZM247 236V235H246ZM150 237V236H149ZM149 237H147V238H149ZM162 237V236H161ZM226 237V236H225ZM8 238V237H7ZM165 238V237H164ZM163 238V239H164ZM171 238V239H172ZM2 239V238H1ZM170 239V238H169ZM217 239V238H216ZM233 239H235V237L233 238ZM236 239H237V237H236ZM242 239H244V238H242ZM251 239V238H250ZM214 240H215V238H214ZM213 240V241H214ZM219 240V239H218ZM239 240V239H238ZM183 241V240H182ZM224 241V240H223ZM3 242H5V241H3ZM170 242V241H169ZM238 242V241H237ZM143 243V242H142ZM221 243V242H220ZM235 243V242H234ZM233 243V244H234ZM12 244V243H11ZM143 244H145V243H143ZM148 244V243H147ZM216 244H218V243H216ZM163 245V244H162ZM162 245H161V247H162ZM165 245V244H164ZM163 245V246H164ZM231 245V244H230ZM247 245V244H246ZM1 246H2V243H1ZM174 246V245H173ZM32 247H34V246H32ZM36 247V246H35ZM148 247V246H147ZM166 247V246H165ZM164 247V248H165ZM226 247V246H225ZM238 247V246H237ZM1 248V247H0ZM4 248V247H3ZM13 248V247H12ZM42 248V247H41ZM163 248V247H162ZM2 249V248H1ZM5 249V248H4ZM9 249V248H8ZM37 249V248H36ZM168 249V248H167ZM166 249V250H167ZM13 250V249H12ZM15 250V249H14ZM30 250V249H29ZM43 250V249H42ZM244 250V249H243ZM248 250L250 251V248H248ZM247 249H246V251H248ZM6 251H8V250H6ZM16 251V250H15ZM18 251H20V250H18ZM144 251V255H142L143 256V262H144V264H147V262H148V257H147V253L146 252H148L147 251V249H146V247H145V249L143 250ZM170 251V250H169ZM9 252H11V251H9ZM8 252V253H9ZM14 252V251H13ZM21 252V251H20ZM168 252V251H167ZM243 252V251H242ZM244 253V252H243ZM242 253V254H243ZM0 254H2V253H0ZM11 254H13V253H11ZM33 254V253H32ZM170 254V253H169ZM241 254V255H242ZM14 256H15V252H14V254H13ZM249 255V254H248ZM9 256H11V255H9ZM21 256V255H20ZM22 256H24V255H22ZM166 256V255H165ZM165 256H163V257H165ZM181 256V255H180ZM184 256V255H183ZM5 257V256H4ZM170 257V256H169ZM174 257V256H173ZM176 257V256H175ZM197 257V256H196ZM195 257V258H196ZM257 258H259V256H256ZM261 257V256H260ZM183 258V257H182ZM182 258H179L181 261H186V260H182ZM234 258V257H233ZM233 258H231V259H233ZM15 259V258H14ZM161 259V258H160ZM162 259H165V258H162ZM161 259V260H162ZM186 259H188V258H186ZM244 259V258H243ZM255 258H253V260H254ZM29 260V259H28ZM35 260V259H34ZM37 260H39V259H37ZM165 260H167V258L165 259ZM191 260V259H190ZM190 260L188 261L187 260V262H190ZM249 260H250V258H249ZM26 261V260H25ZM168 261V260H167ZM171 261V260H170ZM191 261H193V259L191 260ZM243 261V263L242 264H244V260H242ZM151 262V261H150ZM176 262V261H175ZM195 262V261H194ZM214 261H212L211 263L209 262V264H212ZM246 262V261H245ZM247 262H248V260H247ZM246 262V263H247ZM258 262H260V261H258ZM261 262H262V260H261ZM260 262V263H261ZM160 263V262H159ZM167 263V262H166ZM170 263V262H169ZM178 263V262H177ZM231 263V262H230ZM263 263H264V261H263ZM27 264V263H26ZM57 264V263H56ZM170 264H172V262L170 263ZM174 264V263H173ZM182 264V263H181ZM184 264H185V262H184ZM187 264V263H186ZM248 264H257L256 262H248Z\"/></svg>", "mask_w": 264, "mask_h": 264}]
</instances>
